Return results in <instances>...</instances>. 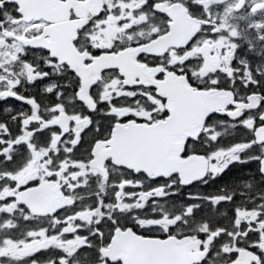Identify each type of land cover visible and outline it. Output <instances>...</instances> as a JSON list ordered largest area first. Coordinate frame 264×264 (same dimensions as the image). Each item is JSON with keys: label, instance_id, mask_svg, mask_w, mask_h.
<instances>
[{"label": "snow or ice", "instance_id": "6c2138e0", "mask_svg": "<svg viewBox=\"0 0 264 264\" xmlns=\"http://www.w3.org/2000/svg\"><path fill=\"white\" fill-rule=\"evenodd\" d=\"M0 264H264V0H0Z\"/></svg>", "mask_w": 264, "mask_h": 264}]
</instances>
